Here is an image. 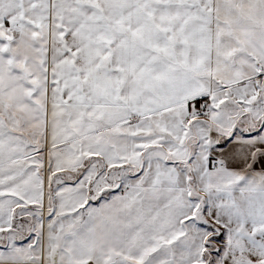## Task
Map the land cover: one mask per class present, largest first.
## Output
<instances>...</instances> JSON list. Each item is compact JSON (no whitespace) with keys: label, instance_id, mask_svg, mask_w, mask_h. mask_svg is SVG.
Wrapping results in <instances>:
<instances>
[{"label":"snow or ice","instance_id":"1","mask_svg":"<svg viewBox=\"0 0 264 264\" xmlns=\"http://www.w3.org/2000/svg\"><path fill=\"white\" fill-rule=\"evenodd\" d=\"M0 264H264V0H0Z\"/></svg>","mask_w":264,"mask_h":264}]
</instances>
